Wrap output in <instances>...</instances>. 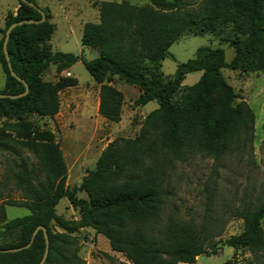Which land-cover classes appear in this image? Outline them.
Returning <instances> with one entry per match:
<instances>
[{"label":"trees","instance_id":"trees-1","mask_svg":"<svg viewBox=\"0 0 264 264\" xmlns=\"http://www.w3.org/2000/svg\"><path fill=\"white\" fill-rule=\"evenodd\" d=\"M18 4L15 15L9 13L0 28L4 75L0 94L11 96L23 93L24 86L9 74L2 52L5 30L16 22L41 19L33 8L19 0ZM93 6L99 22L85 23L80 39L83 47L98 51L92 60L52 52L45 46L55 26L44 11L45 22L22 24L9 34V63L28 93L0 99V120L11 122L15 131V136L0 132V150L17 155L27 152L39 167L22 163L12 172L22 197L17 202H0V249L27 245L33 231L42 226L48 237L43 264H84L75 236L83 228L104 237L110 250L130 264H194L197 257L216 255L224 247L234 255L239 250L264 251V201L254 208L237 209L243 222L241 232L219 241H214L211 225L205 221L182 222L164 215L169 176L177 162L197 154L218 160L234 142L237 150L251 143L254 114L244 101L235 104L237 96L221 71L264 69V0H150L145 6L121 0ZM186 31L222 36L234 51L232 60L226 63L221 49L202 47L193 59L177 66L172 78L166 77L162 61L170 57L169 47ZM78 61L99 86L98 115L104 120L120 121L123 94L112 85L114 80L138 89L134 106L156 102L157 109L146 117L138 136L109 143L94 169L70 190L54 134L35 127L28 118L55 116L58 94L77 85L72 77L43 81L48 66L53 64L62 72ZM195 72L201 73L198 81L176 102L185 77ZM215 91L220 93V104L210 115L208 101ZM77 192L86 199L78 198ZM61 199L78 210V221L56 215ZM5 206L25 208L29 214L6 221ZM44 249L43 234L38 231L28 248L0 253V264H39Z\"/></svg>","mask_w":264,"mask_h":264},{"label":"rangeland","instance_id":"rangeland-1","mask_svg":"<svg viewBox=\"0 0 264 264\" xmlns=\"http://www.w3.org/2000/svg\"><path fill=\"white\" fill-rule=\"evenodd\" d=\"M120 2L121 0H93L89 6L93 9L86 18L87 23H98L99 13L93 6L98 2ZM131 5L145 6L150 0H125ZM196 2V0H189ZM54 5V0H50ZM58 33L63 32L60 19L55 21ZM0 34V38H1ZM50 42V43H49ZM45 46L52 52L72 54L86 60L98 56L97 50L85 48L78 39V30L68 41H59L54 36ZM221 49L224 59L229 63L234 51L222 36L205 34L194 35L183 32L173 43L164 59L161 70L166 77L172 78L179 64L195 57L199 48ZM221 74L237 96L235 104L244 101L254 114L251 143L235 149L236 142L230 145L225 155L214 160L197 154L187 160L177 162L169 176V197L164 215H172L182 222H207L211 225L214 241L225 240L241 232L243 222L237 215V209L246 205L256 207L264 201V69L260 71H230L223 69ZM201 73L195 72L185 77L182 88L175 97L181 102L187 94L186 89L193 86ZM59 77H72L77 85L58 94L59 109L52 118L28 119L35 127L54 134L66 165V186L77 188L82 179L95 167V162L106 146L115 139H133L138 136L146 117L155 109L156 102L143 107L134 106L139 91L116 80L112 85L123 94L120 121L110 123L98 115L99 86L94 83L80 61L68 70L58 72L50 64L42 74V80L56 82ZM4 86V75L0 68V90ZM220 93L214 92L208 101L209 114L218 111ZM0 132H9L15 136L11 122L0 120ZM22 163L29 167H39L37 160L27 152L11 154L0 150V202H17L22 192L15 185L12 172L17 171ZM40 176V175H39ZM42 177H40L41 179ZM76 196L86 199L82 192ZM56 215L66 221H78V210L66 199H61L56 208ZM25 208L5 206V220H12L28 215ZM1 232V229H0ZM78 239V256L84 264H130L124 256L110 250L107 240L89 228L79 229L75 234ZM2 238L0 237V244ZM264 264V251L252 254L224 247L216 255L199 256L194 264Z\"/></svg>","mask_w":264,"mask_h":264},{"label":"crops","instance_id":"crops-1","mask_svg":"<svg viewBox=\"0 0 264 264\" xmlns=\"http://www.w3.org/2000/svg\"><path fill=\"white\" fill-rule=\"evenodd\" d=\"M91 1L93 0H54V5H52L50 0H34L40 10L50 15L49 22L55 26L51 39L57 35V39L61 42L74 37L76 28L78 39H81L83 25L87 23L85 20L93 11L89 6ZM18 7V0H0V28H3L6 16L9 13L15 15ZM58 19L64 30L60 33H58V26L55 22Z\"/></svg>","mask_w":264,"mask_h":264},{"label":"water","instance_id":"water-1","mask_svg":"<svg viewBox=\"0 0 264 264\" xmlns=\"http://www.w3.org/2000/svg\"><path fill=\"white\" fill-rule=\"evenodd\" d=\"M21 3H24L26 4L27 6L33 8L34 10H36L40 16H41V19L40 21H33V20H28V21H21V22H16V23H13L11 24L6 30H5V34H4V39H3V43H2V52H3V55H4V58H5V61L7 63V68H8V71H9V74L11 77L15 78L17 81L21 82L24 86V92L19 94V95H4V94H0V99H4V98H8V99H16V98H19V97H22V96H25L27 93H28V88L26 86V84L24 82H22L15 74L14 72L12 71V68H11V65L9 63V58H8V54H7V51H6V46H7V42H8V39H9V34L11 32V30L17 26H20L22 24H38V23H43L45 22L46 20V17H45V14L42 10H40L35 4H32V3H29L27 2L26 0H19ZM38 231H41L42 234H43V238H44V241H45V249H44V253H43V256H42V259L41 261L39 262V264H43L45 259H46V256H47V253H48V237H47V233H46V230L45 228H43L42 226H38L32 233L31 235V240L30 242L23 246V247H19V248H12V249H0V253L4 254V253H15V252H19L23 249H26L29 247L33 237L36 235V233Z\"/></svg>","mask_w":264,"mask_h":264}]
</instances>
